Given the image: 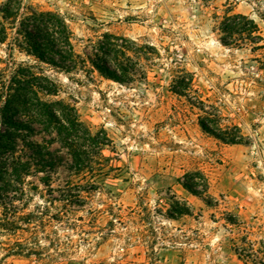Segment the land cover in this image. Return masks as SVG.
I'll return each instance as SVG.
<instances>
[{
  "label": "rangeland",
  "instance_id": "rangeland-1",
  "mask_svg": "<svg viewBox=\"0 0 264 264\" xmlns=\"http://www.w3.org/2000/svg\"><path fill=\"white\" fill-rule=\"evenodd\" d=\"M10 5L0 104L27 67L106 143L77 174L52 146L53 189L30 174L0 208V264H264V0ZM32 10L64 22L73 69L27 52Z\"/></svg>",
  "mask_w": 264,
  "mask_h": 264
},
{
  "label": "trees",
  "instance_id": "trees-1",
  "mask_svg": "<svg viewBox=\"0 0 264 264\" xmlns=\"http://www.w3.org/2000/svg\"><path fill=\"white\" fill-rule=\"evenodd\" d=\"M0 12L2 19L16 14L10 0ZM27 19L28 26L21 29L29 45L27 52L54 66L73 69L76 54L64 22L51 12L35 10ZM1 32L5 34L4 29ZM7 90L0 104V208L4 210L13 205L14 195L25 192V179L30 174H41L40 182L53 189L52 174L64 162L53 151L54 144L66 149L70 159L63 165L77 174L92 169L88 149H100L106 143L103 137L90 133L73 107L41 100L39 90L54 93L56 87L43 85L29 68H18ZM184 185L196 194L202 188L199 181ZM7 214L4 220L12 226L14 217Z\"/></svg>",
  "mask_w": 264,
  "mask_h": 264
}]
</instances>
